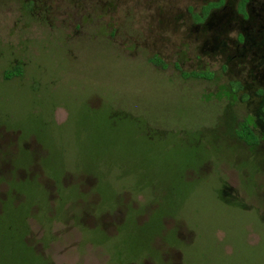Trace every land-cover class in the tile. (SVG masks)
Returning <instances> with one entry per match:
<instances>
[{"label":"rangeland","instance_id":"374dc122","mask_svg":"<svg viewBox=\"0 0 264 264\" xmlns=\"http://www.w3.org/2000/svg\"><path fill=\"white\" fill-rule=\"evenodd\" d=\"M214 1L0 0V264H264V140L192 36Z\"/></svg>","mask_w":264,"mask_h":264},{"label":"flooded vegetation","instance_id":"af4514ba","mask_svg":"<svg viewBox=\"0 0 264 264\" xmlns=\"http://www.w3.org/2000/svg\"><path fill=\"white\" fill-rule=\"evenodd\" d=\"M240 2L232 12L234 16L225 12L230 4L226 0L201 23L193 22L191 30L197 32L192 34L196 42L202 37L205 44H210L208 49L222 59L224 73H232L228 83L237 84L238 89L244 92L241 102L245 104L247 113L242 123L256 140L249 146L258 147L264 140V0H246L243 14L239 11ZM220 12L225 13L220 15ZM228 31H235L236 36L228 39ZM155 60L163 63L160 58ZM163 263L182 264L181 253L174 249L163 251Z\"/></svg>","mask_w":264,"mask_h":264},{"label":"trees","instance_id":"16d2710c","mask_svg":"<svg viewBox=\"0 0 264 264\" xmlns=\"http://www.w3.org/2000/svg\"><path fill=\"white\" fill-rule=\"evenodd\" d=\"M226 0H220V1H214V2H210L209 4L205 5L203 7L202 10V14H196L197 18L201 21H203V19L209 15V13L211 11H215L218 8L222 7L224 5ZM246 2V0H241V4L239 5V11L242 9L244 11V3ZM22 68L21 67H16L15 69H13L12 71H9L6 73V76H16L22 73Z\"/></svg>","mask_w":264,"mask_h":264}]
</instances>
